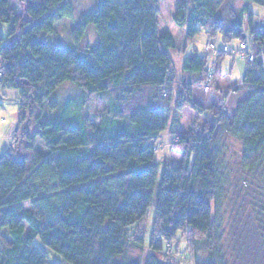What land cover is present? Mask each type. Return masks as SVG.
Masks as SVG:
<instances>
[{
    "label": "trees",
    "instance_id": "1",
    "mask_svg": "<svg viewBox=\"0 0 264 264\" xmlns=\"http://www.w3.org/2000/svg\"><path fill=\"white\" fill-rule=\"evenodd\" d=\"M19 1L23 16L12 0H0V25L10 27L7 37L0 35V84L21 89L14 142L0 156V264H50L38 238L62 264H142L126 255L130 247L145 248L146 230H136L155 197V142L169 127L160 97L177 94L171 56L177 43L172 33L161 32L162 0H99L72 31L78 44L94 25L98 40L85 56L73 45L48 42L59 22L74 19L73 0ZM224 1L179 0L173 18L185 28L187 41L203 29L210 40L217 32L225 42L242 39L237 49L244 44L254 53L253 60L245 59L243 79L252 92L233 116L217 112L216 131L189 135L169 127L172 139L187 147L178 150L186 157L165 172L157 190L152 254L144 264H174L170 259L182 255L185 243L180 264L187 253L197 257L192 264H264V25L259 19L258 29L252 28L255 12L246 5L229 30L211 33L209 24ZM245 1L264 10V0ZM228 52L237 58L225 45L208 67L210 53L196 51L184 58L183 71L210 86ZM181 80L178 108L202 110L192 102L193 83ZM66 81L88 94L111 95L99 123H72V103L45 118L46 101ZM50 107L54 111L59 104L53 100ZM225 137L242 145V177L250 186L241 198L247 210L229 200L230 175L221 160Z\"/></svg>",
    "mask_w": 264,
    "mask_h": 264
},
{
    "label": "rangeland",
    "instance_id": "2",
    "mask_svg": "<svg viewBox=\"0 0 264 264\" xmlns=\"http://www.w3.org/2000/svg\"><path fill=\"white\" fill-rule=\"evenodd\" d=\"M178 1L179 0H162L160 5L161 13L159 15L161 32L172 33L178 43V48L176 50H173L171 53V56L173 58L172 65L174 67V73H172V76L174 77V89L177 88V85H180L179 87L181 89V83L183 84L181 77H183L184 75H182V73L184 72L183 59L185 57L193 55L197 50L204 51L205 53L209 52V67V65L216 61L219 53H221L225 45L229 46L231 51H235L242 42V39H234L231 42H225L221 32H217L213 39L210 40V37L207 34L208 29H203L194 40L187 41L185 30L181 29V27H179L175 23L173 18L174 13L177 9ZM73 4L74 19H65L59 22L56 27V34L49 36L48 42L52 46L61 44L64 47H68L69 45H73L79 49L82 56H85L88 47L96 43L98 40V35L94 25L92 24L89 26L84 39L78 44H75L73 41L72 31L75 28L76 24L80 21L82 14L94 10L99 4V0H73ZM246 5H248L252 9V11L255 12L252 28L254 30L258 29V23L260 22L259 19L263 20L264 25V10L262 6L258 4H251L245 0H225L224 4L221 6L218 12L216 22L209 24L211 33H214V31H219L220 29L226 31L229 30L232 27L233 22L241 14H243V9ZM12 6L17 14H20L21 16L25 14L24 7L19 0H12ZM247 16V13H245V27H247ZM247 28L249 29V27ZM9 29L10 27L8 24H1L0 35L7 37ZM246 33L247 37L249 38V33ZM185 43H188V45L186 49L183 50L182 47L186 45ZM211 46L212 49L215 50L209 51ZM180 49L182 50V52L179 51ZM225 55L226 57L222 62L220 69H218V72L216 73V76L218 77L217 79L219 80L220 75H222L223 77L226 76L228 77L230 82H236V84L231 85L227 80V83L223 85H225L224 87L228 89H216V82H212L209 89L204 88L202 84L197 86L200 90H195L196 88L194 89L193 87L192 92L190 93L191 98L193 99L192 102L200 106L202 110L198 108L194 109L190 105H185L182 109L178 108L177 102L180 91H178L175 95L174 90L173 97L169 99L163 98L162 96V98L160 97L165 106L164 112L168 116L170 128L174 125L175 121H177L181 126V131H183L181 133H188L189 135H192L196 130H206L207 132H211L213 130L216 131L219 128V114L217 112L224 109V112L226 114H228L229 116H233L239 101L241 99H244L252 92V90L246 85H243L244 82L241 81L247 61L241 57H237V60H234V56L229 52ZM183 79L184 82L189 81V78ZM193 82H196V80H193ZM20 97V88H17L11 83L0 84V101L2 102V105H0V156L6 150H8L12 144L7 140V136H9L10 142L14 141L13 136L15 135V129L18 123V112L21 105ZM110 97L111 95L109 93L88 94L76 84L70 81H66L55 90V92L51 95L50 100L48 99L46 101L45 118L51 119L55 115L58 116L62 114L63 112H65V108L72 103L70 111H67L69 115L68 118L71 119L72 123L78 124L79 121H82L84 119L93 124L99 123L105 109L109 107V104L111 102ZM53 100H56L59 104V108L54 111L50 109V105ZM184 101L186 102L187 100L182 99V103L185 104ZM28 122L29 119L27 118L25 123ZM30 127L32 130L34 129V127H32V124L28 126L29 129ZM170 128H168L161 135L158 141L155 142V145L159 147L155 157V162L159 164L157 187L152 205L150 206L149 212L146 216V221L142 222L139 228H137L136 230L137 232L146 230L145 248L142 249L138 247H130L127 251L126 258L129 256L133 262L137 261V259H141L143 261L142 264H144L147 255L152 254V250L150 249L149 245L156 228L158 210L157 190L159 189V185L165 172L183 164L186 157L184 152H180L178 150H185L187 147L185 145L178 144L172 139V134H169ZM222 148V167L227 172H229L230 175L229 182L231 190L229 194V200L232 199L230 201L231 203L240 202L241 210L243 206H246L245 202L243 203V200L241 198L243 197L241 195V192H245L250 186L249 184H244V178L242 177V145L236 139L225 137L223 139ZM226 209L227 213L231 210L230 203L229 207H226ZM244 209H246V207ZM235 210H233V212ZM242 218H244V215L242 216ZM183 239L185 240V238ZM35 243L36 245L43 247L48 252L50 264H62L64 262V260L58 253L45 247L40 238L36 239ZM186 247L187 244L185 243V245L181 249V252L184 251L183 253H185L187 251ZM165 250L166 247H164V251ZM187 254L188 257L185 258L184 261L181 262V264H192V261L194 259L196 260V256H194V258L192 259L190 257V253ZM187 254L185 255L187 256ZM182 255L179 253L178 257H176L175 259H170L171 262L174 261V264H180L179 260L182 258ZM120 259L121 258L119 257V260Z\"/></svg>",
    "mask_w": 264,
    "mask_h": 264
},
{
    "label": "crops",
    "instance_id": "3",
    "mask_svg": "<svg viewBox=\"0 0 264 264\" xmlns=\"http://www.w3.org/2000/svg\"><path fill=\"white\" fill-rule=\"evenodd\" d=\"M181 29H183V30H185V28L184 27H181ZM185 34H186V30H185ZM176 43H177V41H176ZM177 48H178V43H177ZM176 48V49H177ZM182 49H183V47H182ZM175 50V49H174ZM180 52H182V50L180 49L179 50ZM198 51V50H197ZM184 60V59H183ZM217 60V59H216ZM234 60H237V58H234ZM246 66H247V63H246V65H245V70H244V72H243V78H242V80L241 81H243V79H244V76H245V72H246ZM178 74V73H177ZM184 74V75H183ZM182 75H183V77H181L182 79L183 78H189V82H192L193 83V87H194V89L195 90H200L197 86H199L200 84H198L197 83V79H198V75H196V74H188V73H186V72H183L182 73ZM218 78V77H217ZM191 79H193V80H196V82H193V80H191ZM191 80V81H190ZM227 80H228V82L231 84V85H234V84H236V82H234V83H232V82H230V80L228 79V77H223L222 75H220V78H219V80L218 79H216V85H215V87H216V89H220V88H225V89H228V88H226V87H224L225 85H223V84H226L227 83ZM180 85H177L176 87V92H178V91H180V87H179ZM194 90V91H195ZM0 103H1V105H2V102L0 101ZM172 127H174V131L175 132H183V131H181V126H180V124H179V122H177V121H175V123H174V125L172 126ZM169 128V127H168ZM184 130V129H183ZM171 131V130H170ZM14 137V136H13ZM7 140L9 141V143H12L11 144V146L13 145V139H12V141L13 142H10V139H9V136H7ZM10 146V147H11Z\"/></svg>",
    "mask_w": 264,
    "mask_h": 264
},
{
    "label": "built area",
    "instance_id": "4",
    "mask_svg": "<svg viewBox=\"0 0 264 264\" xmlns=\"http://www.w3.org/2000/svg\"><path fill=\"white\" fill-rule=\"evenodd\" d=\"M225 50H228V47H225ZM233 53L237 57H241L246 60H253L254 59V53L248 51V47L246 45H241L240 49L233 50ZM263 73H264V53H263ZM264 77V76H263ZM210 86H206V89H209Z\"/></svg>",
    "mask_w": 264,
    "mask_h": 264
}]
</instances>
